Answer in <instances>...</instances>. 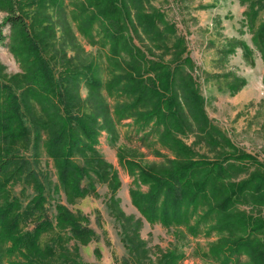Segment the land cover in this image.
I'll return each instance as SVG.
<instances>
[{
    "label": "trees",
    "instance_id": "1",
    "mask_svg": "<svg viewBox=\"0 0 264 264\" xmlns=\"http://www.w3.org/2000/svg\"><path fill=\"white\" fill-rule=\"evenodd\" d=\"M239 1L246 5L243 16L252 43L264 58V20L257 22L264 0ZM46 4L57 6L59 1L0 0L7 12L4 23L12 31L8 48L20 62H28L9 80L2 82L0 76V245L8 239L12 247L24 248L20 260L7 264H89L78 254L79 245L94 235L86 217L58 201L52 220L45 204L48 190H62L68 203L96 196V183L111 192L108 208L134 264H173L171 252L156 263L146 262L144 242L131 227L138 220L115 211L117 173L95 148L101 131L114 134L116 123L127 118L139 129L149 127L175 155L145 165L118 155L134 183L147 185L146 190L129 189L143 218L166 227L184 226L192 235L201 227L214 232L205 256L219 264H264V165L234 147L209 120L186 38L175 23L150 0H80L75 8L79 30L90 41L97 35L108 49V76L103 78L95 59L79 54L80 46L71 45L75 53L66 57L64 45L53 42V25H45ZM4 38L0 31V42ZM80 82L87 88L84 98ZM102 88L117 98L112 106ZM31 102L40 111L33 113ZM192 132L214 149L211 157L197 156L178 137ZM41 142L56 168L58 183L52 188L34 166ZM21 149L30 150L32 158ZM250 164L257 167L248 171ZM18 181L21 189L14 195ZM27 187L32 193L25 201ZM51 229L58 233L41 245L40 235ZM7 250L11 248L1 251Z\"/></svg>",
    "mask_w": 264,
    "mask_h": 264
},
{
    "label": "rangeland",
    "instance_id": "2",
    "mask_svg": "<svg viewBox=\"0 0 264 264\" xmlns=\"http://www.w3.org/2000/svg\"><path fill=\"white\" fill-rule=\"evenodd\" d=\"M58 1L57 6L46 4L45 11L49 19L45 20V25H53V42L64 45L66 57H72L75 53L71 45H77L78 48L80 46L83 51L80 50L79 54L92 56L101 77L106 78L108 49L99 42L97 35L93 34L92 42L79 30L75 8L80 0ZM150 3L163 11L166 18L175 23L178 32L185 36L189 56L194 64L193 75L204 98V109L211 123L234 147L249 153L264 165V58L252 43V32L245 24L243 11L246 5L239 0H150ZM33 7L35 5L29 6L27 11H32ZM6 15V10L0 5V31L5 35L3 42H0L2 82L22 73L28 63L26 58L20 62L8 48L12 31L4 23ZM260 20H264L262 12L259 13L257 22ZM135 42L138 43L136 40ZM242 43L248 46L250 52L244 51ZM231 47L232 50H229ZM79 85V94L84 98L87 88L83 82ZM101 93L111 106L117 100L107 94L104 88ZM31 106L33 113L40 111L36 103L33 102ZM143 129H139L132 119L127 118L116 123L114 134L101 131L97 136V152L117 173V187L112 192L116 201L115 211L116 208L120 209L138 220L137 225L133 223L131 227L134 228V235L144 242L146 262L156 263L163 253L171 252L175 255L173 264H219L217 260L205 256L209 243L216 239L214 232L207 233L201 227L197 234L192 235L184 226L176 228L166 227L159 222L151 224L132 204L130 187L138 186L140 190H146L147 185L140 181L134 183V175L119 162L118 155L130 158L140 165L161 163L166 158L175 156L160 143L149 127ZM178 137L197 156L211 157L215 153L194 132ZM22 151L27 158H32L30 150ZM35 155L34 166L40 172L41 180L47 188L54 187L58 183L56 168L42 142ZM256 167L255 164H250L247 170L252 171ZM244 175L245 173L239 176ZM18 182L12 188L14 195H19L21 189V182ZM95 187L96 196L86 195L73 203L65 201L62 190H48L46 214L54 220V204L59 201L73 213L86 217L87 225L92 228L94 235L89 242L79 245L81 261L89 264H134V257H131L132 254H129L121 240L119 224L108 208L107 202L111 195L108 186L96 183ZM31 191L30 187L25 190V201ZM31 226L32 223L23 227L20 225V229L26 230ZM57 233V229L43 232L40 244L48 242ZM72 243V240L67 242L69 246ZM5 247L11 248L12 252L1 251ZM23 251L24 248L12 247L10 240H4L0 245V263L20 260L19 252Z\"/></svg>",
    "mask_w": 264,
    "mask_h": 264
}]
</instances>
